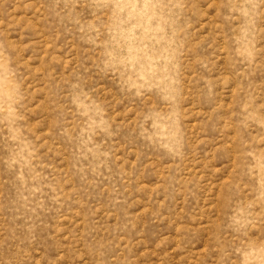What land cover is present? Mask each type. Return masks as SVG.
I'll return each instance as SVG.
<instances>
[{"label":"rangeland","instance_id":"obj_1","mask_svg":"<svg viewBox=\"0 0 264 264\" xmlns=\"http://www.w3.org/2000/svg\"><path fill=\"white\" fill-rule=\"evenodd\" d=\"M0 264H264V0H0Z\"/></svg>","mask_w":264,"mask_h":264}]
</instances>
